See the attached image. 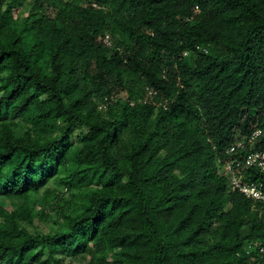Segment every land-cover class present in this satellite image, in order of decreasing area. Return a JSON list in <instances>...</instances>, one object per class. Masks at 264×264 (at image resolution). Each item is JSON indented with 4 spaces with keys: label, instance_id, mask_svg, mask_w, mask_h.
Returning a JSON list of instances; mask_svg holds the SVG:
<instances>
[{
    "label": "trees",
    "instance_id": "1",
    "mask_svg": "<svg viewBox=\"0 0 264 264\" xmlns=\"http://www.w3.org/2000/svg\"><path fill=\"white\" fill-rule=\"evenodd\" d=\"M255 128L264 0H0V264H263Z\"/></svg>",
    "mask_w": 264,
    "mask_h": 264
},
{
    "label": "built area",
    "instance_id": "2",
    "mask_svg": "<svg viewBox=\"0 0 264 264\" xmlns=\"http://www.w3.org/2000/svg\"><path fill=\"white\" fill-rule=\"evenodd\" d=\"M194 12L199 11V6L195 5L192 9ZM105 45H112V38L110 34H105L102 37ZM188 55V52H184ZM155 91L148 89L147 97L155 95ZM167 102V101H166ZM264 137L263 130L255 128L247 137L237 138L227 149V153L231 156L239 151H247L243 157L233 156L229 159L222 161V167L225 175L229 180V187L233 191H238L254 202H259L264 206V179L246 181L243 174L249 168H257L264 173ZM261 143V147L258 145ZM261 252H264V247H261ZM264 264V257H263Z\"/></svg>",
    "mask_w": 264,
    "mask_h": 264
},
{
    "label": "rangeland",
    "instance_id": "3",
    "mask_svg": "<svg viewBox=\"0 0 264 264\" xmlns=\"http://www.w3.org/2000/svg\"><path fill=\"white\" fill-rule=\"evenodd\" d=\"M51 213V210L49 213H46V221L43 222L41 221L37 216L28 218L27 215L24 213V217L26 218V224L31 230H36V231H47L49 229V226L52 224V221L50 220L48 214ZM30 221V222H29ZM86 263V261H84ZM66 264H79L77 261H66Z\"/></svg>",
    "mask_w": 264,
    "mask_h": 264
}]
</instances>
